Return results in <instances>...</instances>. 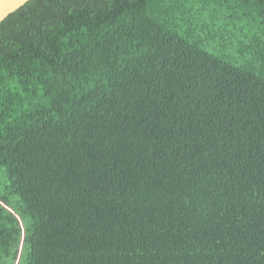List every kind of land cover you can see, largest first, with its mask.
<instances>
[{"label": "trees", "instance_id": "16d2710c", "mask_svg": "<svg viewBox=\"0 0 264 264\" xmlns=\"http://www.w3.org/2000/svg\"><path fill=\"white\" fill-rule=\"evenodd\" d=\"M0 264H264V0L6 16Z\"/></svg>", "mask_w": 264, "mask_h": 264}, {"label": "water", "instance_id": "95a60500", "mask_svg": "<svg viewBox=\"0 0 264 264\" xmlns=\"http://www.w3.org/2000/svg\"><path fill=\"white\" fill-rule=\"evenodd\" d=\"M28 0H0V22Z\"/></svg>", "mask_w": 264, "mask_h": 264}]
</instances>
